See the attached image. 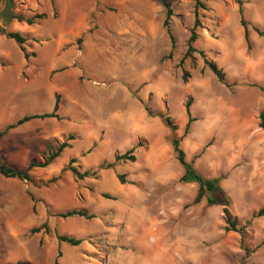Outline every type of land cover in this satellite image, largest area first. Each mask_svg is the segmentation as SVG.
I'll return each mask as SVG.
<instances>
[{
    "label": "rangeland",
    "instance_id": "374dc122",
    "mask_svg": "<svg viewBox=\"0 0 264 264\" xmlns=\"http://www.w3.org/2000/svg\"><path fill=\"white\" fill-rule=\"evenodd\" d=\"M163 1L174 11L171 59ZM202 1L208 9L195 47L224 70L227 84L204 67L198 51L186 59L190 76L182 79L177 64L194 0H13L15 12L45 17L32 26L7 25L29 37L27 49L36 55L28 62L14 40L0 35V129L26 114L51 112L55 94L62 119H33L10 130L0 138V156L27 169L69 134L75 138L50 166L32 169L35 182L0 179V264H55L58 250L59 264H264V217L253 216L264 207V36L251 28L264 29V0ZM240 7L250 24V48ZM4 8L3 2L0 23ZM188 98L197 119L181 142L186 158L211 142L194 167L206 178L222 177L241 232L227 227L224 205L210 206L206 198L190 204L198 185L179 181L170 130L143 106L168 113L181 137ZM139 141L135 161L97 170ZM71 157L81 172L97 175L76 180L61 171ZM60 173L49 187L38 183ZM210 195L224 200L220 192ZM69 209L96 216L55 215ZM45 221L50 234L30 233ZM56 232L84 240L59 243Z\"/></svg>",
    "mask_w": 264,
    "mask_h": 264
},
{
    "label": "trees",
    "instance_id": "16d2710c",
    "mask_svg": "<svg viewBox=\"0 0 264 264\" xmlns=\"http://www.w3.org/2000/svg\"><path fill=\"white\" fill-rule=\"evenodd\" d=\"M5 4V8L1 11V16L4 20V23H0V35H3L9 39L14 40L19 49L21 50L24 59L28 62L31 57L36 55L35 51H28L27 49V41L29 37L27 35L22 34L20 31H10L7 29V25H9L13 20H16L19 23H26L28 25H34L39 22V20L43 19L45 17V14H33V15H26L22 12H15L12 10L13 8V0H1L0 4ZM163 5L166 8V16L163 21V26L167 29V32L169 34V37L171 39V48L169 50L168 55L166 58L171 59L174 55L175 50V39L171 33L170 30V20L171 16L174 14V11L172 7L170 6L169 2L163 1ZM207 5L202 0H194V21L193 25L190 29L189 37L186 41V50L183 54V56L179 59L177 66L181 68L182 70V79L184 81H187L188 77L190 76L189 72L184 69L183 65L187 58L193 57L194 53L198 51L200 56L203 58L204 67L208 68L210 72L222 83H226V73L224 70L219 67L217 62L213 60L212 58H209L207 54L202 50H197L195 47V42L198 39L199 36V30L203 27V20L204 17L202 14V11L207 10ZM239 15H240V25L243 30V37L247 44V46L251 47V29L250 24L246 20L244 16V10L242 7L239 8ZM251 28L259 35L264 36V29H260L256 26H251ZM79 38L78 40H80ZM204 70V68H202ZM260 89L264 91V87L260 86ZM191 105H192V98H188L184 104L185 112H186V123L183 131V135L179 137L176 133V125L174 124L173 119L168 113H154L149 108L148 105L143 104L144 109L148 113V115L158 116L163 124L170 130V143L172 146L173 153L175 155V159L177 160L178 164L182 168V173L179 177V181L182 183H196L198 185V189L196 192L195 197L193 198L192 202L190 204H198L200 203L204 198H206L207 204L212 205H224L223 212L225 221L228 224L227 227H230L231 230L235 231H242V228L239 226V221L236 218H233L232 214L230 213V210L228 208L229 199L226 194L223 193L220 181L221 176L216 178H206L202 173H200L195 167H194V161L202 156L204 150L211 144V142H208L203 145V147L197 151L192 160L188 161L186 158L185 151L181 145L182 139L184 136L188 135L191 126L194 121H196V117H194L191 113ZM60 109V95L55 94V102L53 106V110L51 112H45V113H38V114H26L22 116L21 118L17 119L16 122L10 123L6 125L3 129H0V138L6 135L10 130L29 122L33 119H46V118H56L58 120H61L62 117L59 114ZM259 127L264 131V111L259 112ZM74 134H69L66 136L57 146V148L49 153L43 161L36 162L32 161L29 164V167L27 169H19L11 164H8L5 162L4 158L0 156V178H14L21 181L26 182H35V179L33 175L31 174L32 169L41 167L45 168L50 166L54 161L62 155L63 151L67 148H70L72 146V140L74 139ZM143 143L139 141L135 145H133L131 148L123 152L122 154H118L115 156V159L113 162H102L98 165L97 170H104V169H110L113 168L115 163L118 161H135L136 160V151L139 147H141ZM77 162V158L71 157L67 163L66 166L62 168L61 171L69 170L76 180H82L85 177L95 176L97 175V172H91L89 170L81 172L79 168L75 165ZM118 179L120 181H124L123 175L118 174ZM61 178V173L57 176L51 177L47 180H40L38 183L40 185L49 187L53 184H55L59 179ZM220 192L224 195V200L220 201L218 198L214 197L213 193ZM106 198H111L109 194H103ZM33 211L36 210V204L33 203ZM49 213V210H48ZM55 215L62 217V218H68L72 216H82L87 219L94 218L95 214H90L88 211L83 209H69L67 211L63 212H57ZM254 217H264V207L259 208L256 212L253 213ZM43 231L46 234L51 233V229L49 227V224L47 221L43 222L37 227H33L30 230V233H40ZM57 240L59 243H67L71 246H78L83 242V238H78L73 235L68 234H60L55 233ZM61 250H58L57 257L55 260V264H59L58 258L61 257ZM15 264H21V263H15Z\"/></svg>",
    "mask_w": 264,
    "mask_h": 264
},
{
    "label": "crops",
    "instance_id": "0c3cea01",
    "mask_svg": "<svg viewBox=\"0 0 264 264\" xmlns=\"http://www.w3.org/2000/svg\"><path fill=\"white\" fill-rule=\"evenodd\" d=\"M0 149H1V147H0ZM1 179V178H0ZM4 179H14V178H4Z\"/></svg>",
    "mask_w": 264,
    "mask_h": 264
},
{
    "label": "water",
    "instance_id": "95a60500",
    "mask_svg": "<svg viewBox=\"0 0 264 264\" xmlns=\"http://www.w3.org/2000/svg\"><path fill=\"white\" fill-rule=\"evenodd\" d=\"M1 1V0H0Z\"/></svg>",
    "mask_w": 264,
    "mask_h": 264
}]
</instances>
